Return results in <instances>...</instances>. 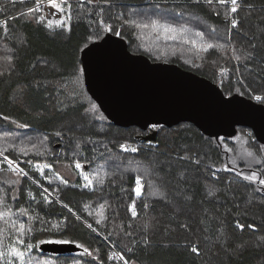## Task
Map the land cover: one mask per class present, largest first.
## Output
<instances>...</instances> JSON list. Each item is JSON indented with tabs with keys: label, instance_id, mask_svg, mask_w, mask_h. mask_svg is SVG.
<instances>
[{
	"label": "trees",
	"instance_id": "obj_1",
	"mask_svg": "<svg viewBox=\"0 0 264 264\" xmlns=\"http://www.w3.org/2000/svg\"><path fill=\"white\" fill-rule=\"evenodd\" d=\"M36 1L0 0L3 256L21 238L33 245L24 264H117L109 244L127 263L264 264V167L246 156L257 177L247 180L227 162L231 154L243 157L233 152L239 138L249 151L264 144L245 127L215 138L188 122L155 126L154 138L145 140L150 128L122 126L101 110L85 87L80 58L88 44L118 32L132 53L177 64L226 95L264 104V0H237L234 13L231 0H65L66 25L49 24L40 10L28 13ZM153 22L186 29L197 46L180 36L165 38L152 30ZM206 43L213 47L205 63L188 64ZM4 157L27 175L9 174ZM63 162L82 163L92 186L59 179L53 171ZM33 163H49L52 170L39 174ZM13 222L25 225L23 237ZM45 241L74 242L91 255L82 247L45 253L39 249Z\"/></svg>",
	"mask_w": 264,
	"mask_h": 264
},
{
	"label": "water",
	"instance_id": "obj_2",
	"mask_svg": "<svg viewBox=\"0 0 264 264\" xmlns=\"http://www.w3.org/2000/svg\"><path fill=\"white\" fill-rule=\"evenodd\" d=\"M85 87L101 110L115 123L146 131L155 126L195 125L204 134L231 137L238 127L250 129L264 144V104L239 93L226 95L218 84L168 62H153L132 53L126 41L107 33L80 53ZM45 253H74V243L45 241Z\"/></svg>",
	"mask_w": 264,
	"mask_h": 264
},
{
	"label": "snow or ice",
	"instance_id": "obj_3",
	"mask_svg": "<svg viewBox=\"0 0 264 264\" xmlns=\"http://www.w3.org/2000/svg\"><path fill=\"white\" fill-rule=\"evenodd\" d=\"M209 2H211V0H209ZM220 2L223 3L224 0H220ZM49 3L50 4H53L54 6H57V5H55L54 0H49ZM231 4L233 5V7L231 8V12L234 13V12L237 11V8H236L237 0H231ZM39 5H40V0H37V3H36L35 8H29L28 9V13H32L34 11H39L40 10ZM51 23H52V21H49V24H51ZM56 23L57 24H61L62 21H56ZM130 23L135 24V21H131ZM236 23H237L236 20H233L232 21L233 27L236 26ZM136 27H147V25H139V24H136ZM158 29L159 30H162V32L165 34V38H167V39H176V38H178V36H180V37H183L184 38V42L185 43H192L194 46H197V41L196 40H190V39L187 38V35H186L187 30L186 29H183V28L176 29V28L172 27L171 25H157L155 22H153V24H152V30L153 31H156ZM105 30L106 31H110L111 30L110 26H106L105 27ZM117 35H119L118 32H117ZM195 35L197 37H200L201 36V33L197 32ZM212 47H213V45H211V44H205V45H203V49L205 51L207 49H209V48H212ZM236 59H239V57H236ZM256 99H260V97H256ZM92 107L95 108V105H92ZM57 135H59V133H57ZM121 147L125 151H128V150H131L133 152L137 151V149H135V148L128 149L124 145H122ZM2 154L3 153L0 152V155H2ZM248 155H251V153H248ZM5 160L8 162V165H9L8 170L9 171H11L13 173H16L18 175H27V173L24 172V169L23 168H20L18 164H15L14 163V161L9 160L7 157H5ZM43 167H51V166L50 165H44ZM75 167L77 169H81L82 168V165L79 162H77L76 165H75ZM37 169L39 171H41V172L43 171V168H41L40 166H37ZM93 175L95 176L96 174H93ZM244 178L247 179V180H256L257 177H256V173H253L251 176H246ZM84 179L88 181V184L86 186L91 185L92 180L89 177L85 176ZM97 179H98V182L103 183L102 177H98ZM65 183H66V181H65ZM136 183H137L136 192H137V195H139L140 194V190H141V177L139 175L136 177ZM259 183L262 184V185H264V179H261L259 181ZM211 194L212 193L210 192L209 195H211ZM65 207H67V205H65ZM146 207H147V205H146ZM133 215L134 216L136 215L135 211H133ZM0 220H3L5 223H8V221L5 219L4 213H0ZM88 226L91 227V225H88ZM13 227L16 228V231L19 233L20 237H23V235L25 234V232L28 231V230L25 229V225L23 223H20L18 225V227H17L16 226V223L13 222ZM238 227L243 228L244 226L243 225H238ZM249 227H251V226H249ZM61 242H63V243H69L70 241H61ZM24 244H25V241L23 239L17 238V240L12 245H10L9 248H8V255L10 257H13V256L16 257L21 262V264H24L25 252L26 251H30L33 248V245L30 244V243L25 245L24 250H21L20 248H18L16 246V245H24ZM79 247H82L83 248V253L84 254L91 255V253L89 252L88 248H84L83 245H79ZM192 251L193 252H196L197 251V248L196 247H193L192 248ZM3 255H4V252L0 251V257H2ZM120 258L123 259V256H121ZM9 264H11V260L9 261ZM125 264H127V261H125Z\"/></svg>",
	"mask_w": 264,
	"mask_h": 264
},
{
	"label": "rangeland",
	"instance_id": "obj_4",
	"mask_svg": "<svg viewBox=\"0 0 264 264\" xmlns=\"http://www.w3.org/2000/svg\"><path fill=\"white\" fill-rule=\"evenodd\" d=\"M60 9H61V12H62V16L61 18H58L56 20H53V19H50V18H47L44 16V13L42 14L43 18L49 23V21H52L51 24H57L56 21H62L61 24H65L66 25V21L68 20V16L65 17V14L63 12V8L61 5L58 6ZM41 18V17H40ZM59 25V24H57ZM208 44V43H206ZM205 45V44H204ZM209 50V49H207ZM205 51L203 49V45H201L199 47V51L197 52V54L201 53V57H197L198 59H193L192 62L188 63V64H193L194 60H201L202 62L201 63H205V60L206 58L208 57L207 54L209 53V51ZM229 50V49H228ZM228 52H231L230 50ZM205 59V60H204ZM163 62V60H162ZM96 109V108H94ZM15 126L17 128H21V125L20 124H15ZM154 128V127H153ZM152 129V128H150ZM155 129V128H154ZM249 131H251L250 129H247V134L249 135ZM225 149L229 150L231 149V146L230 145H226L225 146ZM254 151V152H253ZM253 151H249V148L247 147V143L242 139V138H239L235 145H234V149H233V152L234 153H242V156L243 157H239L238 159H232L231 156L232 154L230 155V159L228 162V164L230 165H236V170L238 172H240L241 175H245V176H251L253 173H256V168L260 167H264V146H261V145H255L254 148H253ZM248 153H251V155H248ZM236 156V155H235ZM246 156H250V159H254V161H257L259 162V166H252V163H249V160L246 159ZM7 164L8 162L5 160V157L3 159ZM238 160V161H237ZM240 161V162H239ZM77 162H75L74 164H68L66 162H63V163H60L57 165V171H53L54 174L57 175V177L63 181H74L76 178H79V180L81 181L82 185L83 186H86L88 184V181L84 179L85 176L87 177H91L90 176V173L89 171H85L84 170V167H83V164L80 163L82 165V168L81 169H77L75 167ZM44 165H50L51 167H43ZM224 165L227 167V164L224 163ZM37 166H40L41 168H43V171H39L37 169ZM9 168V167H8ZM31 168L33 170H36L39 172V174H42L44 171L46 170H52V165L49 164V163H33ZM9 172V174L11 175H15V173L7 170ZM90 187L92 186V183L91 185H89ZM21 245H18V248H20ZM22 248H25L24 245H22ZM10 260H13L12 257H10L9 255H6V256H2L0 258V264H9V261ZM11 264H12V261H11ZM120 264H123V263H120ZM127 264H137L136 262L132 261L130 263H127Z\"/></svg>",
	"mask_w": 264,
	"mask_h": 264
},
{
	"label": "built area",
	"instance_id": "obj_5",
	"mask_svg": "<svg viewBox=\"0 0 264 264\" xmlns=\"http://www.w3.org/2000/svg\"><path fill=\"white\" fill-rule=\"evenodd\" d=\"M65 0H54L55 5L59 6L62 3H64ZM36 2H34L31 6V8H35ZM57 6H54L53 4L49 3V0H40V11L44 13V16L53 20H56L58 18H61L62 12L61 9ZM110 247V257L113 259V261L117 264L123 263L125 264L124 258L121 259L122 256L120 252L111 244H109Z\"/></svg>",
	"mask_w": 264,
	"mask_h": 264
}]
</instances>
